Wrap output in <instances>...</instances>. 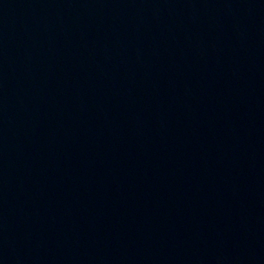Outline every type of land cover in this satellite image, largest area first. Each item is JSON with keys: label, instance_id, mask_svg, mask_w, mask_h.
I'll use <instances>...</instances> for the list:
<instances>
[{"label": "water", "instance_id": "1", "mask_svg": "<svg viewBox=\"0 0 264 264\" xmlns=\"http://www.w3.org/2000/svg\"><path fill=\"white\" fill-rule=\"evenodd\" d=\"M0 264H264V0H0Z\"/></svg>", "mask_w": 264, "mask_h": 264}]
</instances>
